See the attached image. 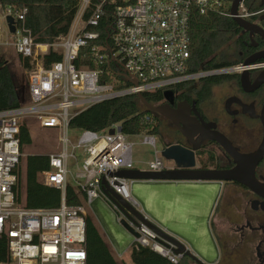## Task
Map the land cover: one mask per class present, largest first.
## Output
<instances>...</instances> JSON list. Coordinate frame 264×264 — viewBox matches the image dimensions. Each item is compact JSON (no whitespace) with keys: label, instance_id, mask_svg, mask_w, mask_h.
Listing matches in <instances>:
<instances>
[{"label":"built area","instance_id":"built-area-1","mask_svg":"<svg viewBox=\"0 0 264 264\" xmlns=\"http://www.w3.org/2000/svg\"><path fill=\"white\" fill-rule=\"evenodd\" d=\"M77 1L67 33L50 43L38 41L26 29V8L0 6V20L6 25L9 37L3 53L0 46V60L8 65L9 56L14 54L22 62L26 88L25 103L17 109L0 111V236L7 239L8 262L5 264H87L84 207L65 204L69 160L77 170L72 183L83 195L84 204L106 199L101 191L103 181L117 195L135 205L128 193L132 181L113 175V171L135 169L133 145L128 141L133 136L124 135L117 124L102 133L78 132L76 144L68 140L69 122L76 115L104 101L138 94L125 77L115 74H123L131 80L134 78L129 74L135 76L142 95L181 88L186 83L212 76L243 74V63L213 71L189 72L188 30L192 12L232 20V0ZM262 15L264 6L250 11L244 0L237 8L236 17L248 21ZM104 17L112 18V24L102 45L99 34L89 29L97 28ZM7 18L13 20V33ZM82 49L89 50L93 69L77 68L74 64ZM51 55L59 56L60 61L47 64ZM107 61L108 67L103 68ZM246 70L264 71V60L246 66ZM103 76L110 78V82H103ZM25 119L33 120L40 129L54 130L58 134L60 151L47 155L49 170L37 175L40 185L60 192L61 203L57 209H29L21 197L19 135ZM135 137L155 152V134ZM76 151H80L83 158L80 164L74 154ZM166 169L159 152L145 168L137 170L161 172ZM136 231L140 238L134 240V244L150 248L171 264H179L183 259V255H174L171 247L158 241L144 226Z\"/></svg>","mask_w":264,"mask_h":264},{"label":"trees","instance_id":"trees-1","mask_svg":"<svg viewBox=\"0 0 264 264\" xmlns=\"http://www.w3.org/2000/svg\"><path fill=\"white\" fill-rule=\"evenodd\" d=\"M95 3V2H94ZM250 11L259 9L258 0H245ZM2 8L15 6L26 8L25 27L40 42L50 43L59 36L67 33L78 6L77 0H0ZM112 18L104 17L95 29L100 36L99 44H104L109 33ZM240 29L229 18L213 14L200 15L196 10L189 20V72L213 71L224 67L242 63L245 54L229 58L230 50L236 47L240 50L241 43L238 36ZM260 49L262 47L260 46ZM243 52V50H242ZM60 61L57 55L47 58V64ZM77 68L93 69L92 57L88 49H82L78 59L74 62ZM27 67V63L24 62ZM105 65L103 68H106ZM221 78L211 77L209 82H216ZM102 81L110 82V78L103 76ZM129 86L128 84L125 85ZM185 86H182V88ZM179 89V88H176ZM20 86L16 83L9 65L0 60V111L19 108L22 99ZM143 97L151 106L159 105L163 101L161 91L144 93ZM147 118L149 120H147ZM119 125L121 132L127 136H138L143 133L158 135L160 123L150 116L136 96H124L96 104L76 115L69 122V131L105 132L113 125ZM21 153L24 146L30 145V134L25 125L20 129ZM202 155L200 153L198 156ZM49 170L48 157L44 155H29L25 159V206L29 209H57L61 203L58 190L40 185L37 175ZM84 197L76 188L68 184L65 192L67 206H82ZM85 250L87 264H123L116 261L108 245L104 242L92 220L85 218ZM183 259L179 264H184ZM131 264H171L167 259L153 252L148 247L133 244L130 248ZM8 262L7 239L0 236V264Z\"/></svg>","mask_w":264,"mask_h":264},{"label":"flooded vegetation","instance_id":"flooded-vegetation-1","mask_svg":"<svg viewBox=\"0 0 264 264\" xmlns=\"http://www.w3.org/2000/svg\"><path fill=\"white\" fill-rule=\"evenodd\" d=\"M260 17L248 22L264 29V21H260ZM237 39L242 48L236 50V47H232L229 58H234L236 54H245L247 59L257 52H264V40L258 35L250 36L249 33L241 31ZM241 75L212 76L221 79L213 83L209 82L211 77H208L183 88L170 89L174 93L172 108L177 109L178 104H186L183 107V111L189 113L186 120L194 119L197 122V136L207 137L211 132H216L223 136L238 154L250 155L259 149L264 135V71L248 72L244 82H241ZM163 104L164 99L153 107ZM155 119L159 123L165 122L167 135L175 138V141L168 145L191 147V143L169 120L161 116ZM201 125H204L202 130ZM192 126L195 130V125ZM200 153L202 155L198 156ZM195 159L198 169L229 170L236 166L233 159L217 143L210 140L203 141L195 153ZM168 167L172 165L169 164ZM254 174L262 188V198L237 183H223L235 191L236 197L232 206L237 211L238 218L229 254L223 258L242 257L240 264H264V156L256 165ZM237 204L239 206H236ZM117 213L120 219H124L119 211Z\"/></svg>","mask_w":264,"mask_h":264},{"label":"water","instance_id":"water-1","mask_svg":"<svg viewBox=\"0 0 264 264\" xmlns=\"http://www.w3.org/2000/svg\"><path fill=\"white\" fill-rule=\"evenodd\" d=\"M242 1L244 0H232L230 7L232 21L243 33L247 32L250 36L258 35L261 39L264 40V29H262L257 24L250 23L236 17L237 8ZM263 6L264 0H261L259 7ZM259 20L264 21V15L261 16ZM7 22L9 24L10 32L13 33L14 26L12 18H7ZM106 56L108 58V53H106ZM111 60H114L112 55ZM261 60H264V52L262 51L257 52L249 58L245 59V61L243 62V74L240 77L241 82H244L247 79L248 72L246 70V66L255 64L256 62H259ZM108 64L109 63L107 61V67ZM121 71L125 72V70ZM115 75L125 77L127 82L134 85L138 92V94L136 95L137 99L150 113V116L153 118H158L159 116H161L169 120L175 127L179 129L182 136L189 143H191V147L186 148L181 145L165 144L163 149L160 151V156L164 159L165 162L171 163L172 167L161 172H147L134 169L126 171H113L114 176L132 182L144 183L195 182L215 183L220 186L223 183L234 182L245 187L253 194L262 198V188L255 178L254 169L264 156V135L259 149L254 154H238L237 151L231 146V144L223 136L219 135L216 132H211L207 137H204L202 135L197 136L199 132L196 129L198 126L197 122L194 119H189L188 121L186 120V116L189 115L188 112L183 111V107L186 104L181 103L178 104L177 109L172 108L174 101V93L172 90H166L162 92L165 104L153 107L147 103L142 94H139L137 88L138 80L135 78V76H131L129 74L130 77L134 78L133 80H131L123 74ZM192 124L195 125V130H193ZM202 129H204V125L200 126V130ZM109 134L112 135L113 131L110 130ZM205 140H210L217 143L233 159L236 166L229 170L198 169L196 165L195 153L200 149L201 144ZM101 191L107 201L123 215L124 219L119 220V226L121 228V232H123L129 239L134 241L140 238V234L137 233L136 229H139V227L142 225L149 231L154 233L158 241L168 247H171L174 255H183L186 258L192 260L195 264H203L196 258H194L181 243L164 233L154 224H152L135 207V205L129 203L124 198L117 195L112 189L107 187L103 181L101 183Z\"/></svg>","mask_w":264,"mask_h":264},{"label":"crops","instance_id":"crops-1","mask_svg":"<svg viewBox=\"0 0 264 264\" xmlns=\"http://www.w3.org/2000/svg\"><path fill=\"white\" fill-rule=\"evenodd\" d=\"M134 162L140 164L139 158L137 157ZM128 193L133 197L132 200L135 199V207L152 224L181 243L198 261L215 264L218 259L228 256L231 239L234 238V227L238 224L237 211L232 206V201L236 197L232 187L225 184L219 186L215 183L132 182ZM24 198L25 194L23 200ZM196 200L204 203L200 205ZM144 204H147V207ZM90 206L111 214L112 209H115L107 199H97ZM101 237L117 262L131 264L130 248L134 244L133 240L121 230L115 232L112 227L108 233V240L103 235ZM184 264L195 263L187 258Z\"/></svg>","mask_w":264,"mask_h":264},{"label":"rangeland","instance_id":"rangeland-1","mask_svg":"<svg viewBox=\"0 0 264 264\" xmlns=\"http://www.w3.org/2000/svg\"><path fill=\"white\" fill-rule=\"evenodd\" d=\"M0 46L1 51L5 50L4 45L8 43L9 37L7 35V28L6 25L0 20ZM9 66L14 75L16 83L20 86L22 93V99L24 103L26 102V88H25V74L24 69L22 67V62L13 54L9 56ZM190 83H186L183 86H188ZM23 124L27 127L31 143L30 145L24 146L22 148V157L20 162V171H21V182H20V191L21 197L23 199V195L25 194V159L29 155H44L47 156L48 154L57 153L60 151V143L58 141V134L54 130L50 129H40L36 123L31 119H25ZM166 123L160 121V133L156 135V148L155 152L150 149L149 147H145L141 144V140L138 137H130L128 141L132 143V155L133 161L138 157L140 160V164H136L134 162V167L138 169L145 168V163L151 160L155 153H159L165 144H170L175 141V138H171L167 135L166 131ZM78 138V132L76 131H69L68 133V140L70 144H76ZM70 152V149L68 150ZM75 156L79 160L78 163L80 164L82 161V157H80V151L74 152ZM171 163L165 162V165H169ZM211 165V163H210ZM68 175H67V182L68 184L74 187L72 183V177L76 173V168L74 166V162L72 160L68 161L67 164ZM111 205V204H110ZM83 207L86 213V217H89L94 226L96 227L97 231L104 236L106 240H108V233L109 230L114 228L115 232L119 231V220L120 216L118 215L115 209H112V214L103 212L98 207H91L90 205H86L83 203ZM112 207V205H111ZM110 217V218H109ZM192 255V254H191ZM193 256V255H192ZM196 258L195 256H193ZM242 257L233 256L228 258H221L215 264H240ZM197 259V258H196ZM203 263V262H201ZM205 264V263H203Z\"/></svg>","mask_w":264,"mask_h":264},{"label":"bare ground","instance_id":"bare-ground-1","mask_svg":"<svg viewBox=\"0 0 264 264\" xmlns=\"http://www.w3.org/2000/svg\"><path fill=\"white\" fill-rule=\"evenodd\" d=\"M140 185V184H139ZM139 185H138V187H139ZM142 185V184H141ZM147 185V184H146ZM188 185V184H187ZM190 185V184H189ZM190 186H192V185H190ZM195 186V185H194ZM196 187V186H195ZM206 187V186H205ZM177 188V187H176ZM179 188V187H178ZM150 189V188H149ZM188 189V188H187ZM213 189V188H212ZM190 190H193V189H190ZM168 191V190H167ZM137 192V191H136ZM164 192V191H163ZM188 192H190V191H188ZM193 192V191H192ZM192 192H191V194H192ZM135 193V192H134ZM150 193H151V191H150ZM153 193V192H152ZM162 193V192H161ZM181 193V192H180ZM213 193V192H212ZM136 194V193H135ZM209 194V193H208ZM214 194H216V193H214ZM130 195H131V193H130ZM150 195V194H149ZM213 195V194H212ZM195 196V195H194ZM210 197V196H209ZM217 197V196H216ZM215 197V198H216ZM132 199H133V197H131ZM195 198H197V196L195 197ZM199 198V197H198ZM135 200V199H134ZM133 200V201H134ZM141 200V199H140ZM144 201V200H143ZM196 201H198V200H196ZM213 201V200H212ZM183 202V201H182ZM198 202H200L199 204L201 205V201H198ZM146 203H148V202H146ZM204 203V202H203ZM202 203V204H203ZM137 204V203H136ZM149 204V203H148ZM184 204H186V203H184ZM144 205H146L145 207H147V204H144ZM149 206V205H148ZM212 207V206H211ZM152 208V207H151ZM156 209V208H155ZM209 210H211V209H209ZM155 211V210H154ZM164 211V210H163ZM173 212V211H172ZM211 212V211H210ZM165 213V212H164ZM156 214V213H155ZM188 214V213H187ZM196 216H198V215H196ZM110 218V217H109ZM158 220V219H157ZM160 220V219H159ZM162 220H163V218H162ZM207 227V226H206ZM205 252H206V250H205Z\"/></svg>","mask_w":264,"mask_h":264}]
</instances>
